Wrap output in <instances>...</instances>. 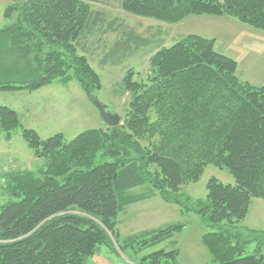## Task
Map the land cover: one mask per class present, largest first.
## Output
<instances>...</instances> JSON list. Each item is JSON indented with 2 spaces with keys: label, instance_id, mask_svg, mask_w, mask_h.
Masks as SVG:
<instances>
[{
  "label": "trees",
  "instance_id": "trees-1",
  "mask_svg": "<svg viewBox=\"0 0 264 264\" xmlns=\"http://www.w3.org/2000/svg\"><path fill=\"white\" fill-rule=\"evenodd\" d=\"M119 1L123 11L138 17L176 24L190 16H230L264 32V0ZM9 2L5 16L17 19L0 30V69L6 78L0 91H36L57 79L74 80L94 100L101 79L78 49L110 43L106 37L120 32L117 23L94 9L104 0ZM131 34L128 43L137 49L149 45ZM122 41L116 46L119 54L128 47ZM215 43L188 35L159 46L145 79L136 80L133 70L126 73L123 87L130 102L120 124L87 130L71 141L61 134L42 140L22 127L14 110L0 106V133L11 139L21 129L35 156L45 160L39 174L6 175L0 264H87L104 245L122 250L142 239L146 245L160 243L181 226L122 240L117 221L128 206L157 193L166 203L196 210L208 226L246 219L252 200H264V86L241 80L238 62L216 51ZM208 165L228 169L235 184L212 178L207 198L192 201L185 186L198 182ZM141 186L151 191L120 198ZM249 236L264 241V232ZM253 240L228 230L202 238L219 264H264L262 246L245 255ZM177 254L161 250L140 264H177Z\"/></svg>",
  "mask_w": 264,
  "mask_h": 264
},
{
  "label": "rangeland",
  "instance_id": "rangeland-1",
  "mask_svg": "<svg viewBox=\"0 0 264 264\" xmlns=\"http://www.w3.org/2000/svg\"><path fill=\"white\" fill-rule=\"evenodd\" d=\"M9 4V0H0V30L16 22V15L12 18L5 16ZM94 9L105 13L109 22H115L121 27L120 34L106 37L110 43L99 47L97 43H93L86 51L78 49V54L87 57L101 79L102 88L94 92V100L89 99L80 84L74 80L65 83L57 79L36 91H0V106L14 110L22 127L34 130L42 140L61 134L66 141H71L87 130L107 129L108 125L102 119L95 101L106 106L105 109L109 113L125 115L130 102V95L123 87L126 73L133 70L136 80L145 79L150 58L158 47L171 46L188 35L215 39L216 51L238 62V75L241 80L264 86V32L233 17L190 16L180 23L171 24L127 13L121 9L119 0H104L101 4H95ZM128 28L142 39H148L149 45L137 49L134 43H128L132 38L130 31L124 34ZM92 39L98 41L99 37ZM121 39L128 47L120 50L119 54L116 46ZM3 72L0 69V82L6 79ZM44 169L45 160L35 156L34 151L23 139L21 129L16 131L11 139L0 133V195L7 174L19 171L39 174ZM212 178L224 184H235V179L228 169L208 165L198 182L185 186L184 194L192 201L205 200L208 194L207 184ZM150 191L149 186H141L125 195L123 193L120 198L126 195H142ZM2 201L8 200L0 197V202ZM117 221L122 240L144 231L168 226L179 225L181 228L174 232L172 237L151 245L142 243L143 239L140 243H134L122 250L115 245H104L87 264H140L143 258L161 250H178L175 260L177 264H219L213 261L203 245V236L228 230L253 240L249 236L251 232H264V200H252L243 222L236 225L222 222L213 227L208 226L196 210L188 211L177 203H166L157 193L146 201L128 206L119 213ZM260 241L247 243L245 255H254L259 246H262L261 252L264 254V241ZM169 261L174 262L171 258Z\"/></svg>",
  "mask_w": 264,
  "mask_h": 264
},
{
  "label": "water",
  "instance_id": "water-1",
  "mask_svg": "<svg viewBox=\"0 0 264 264\" xmlns=\"http://www.w3.org/2000/svg\"><path fill=\"white\" fill-rule=\"evenodd\" d=\"M95 105L100 111L102 119L108 126L116 127L120 124L121 122L120 115L107 112L105 107L97 100L95 101Z\"/></svg>",
  "mask_w": 264,
  "mask_h": 264
}]
</instances>
